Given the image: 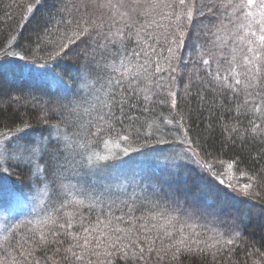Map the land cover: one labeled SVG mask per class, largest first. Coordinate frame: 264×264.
Masks as SVG:
<instances>
[{
	"label": "trees",
	"instance_id": "1",
	"mask_svg": "<svg viewBox=\"0 0 264 264\" xmlns=\"http://www.w3.org/2000/svg\"><path fill=\"white\" fill-rule=\"evenodd\" d=\"M259 12L246 0H0V134L47 138L36 162L20 147L3 184L51 190L36 218L6 221L0 264H264ZM51 128L71 145L48 141ZM107 143L127 153L98 169L154 157L151 168L115 189L58 190Z\"/></svg>",
	"mask_w": 264,
	"mask_h": 264
},
{
	"label": "rangeland",
	"instance_id": "2",
	"mask_svg": "<svg viewBox=\"0 0 264 264\" xmlns=\"http://www.w3.org/2000/svg\"><path fill=\"white\" fill-rule=\"evenodd\" d=\"M49 70L50 68L46 66ZM44 66H29L27 63L25 64V70H30L37 77L40 72L46 71ZM33 79L34 75H30ZM44 81H47L48 84L52 85L54 82L53 75L49 74V77L44 76ZM85 89V88H84ZM52 136L48 138V141H54L60 137V141H62L65 145L70 146V139L58 129L51 128ZM48 132V133H49ZM55 136V137H53ZM44 138V139H42ZM40 137V135H35L32 132L23 133L14 132L11 134H0V234L2 233L4 227H6V221L10 220L12 217H18V214H25L24 216L31 215L33 218H36L40 213L42 205L46 202V197L51 195V190L47 189L44 186H40L37 183L31 185L28 190H24L23 192H15L10 193L11 187L5 186L3 181L5 180L4 176L6 174V169L4 165L9 161H13L16 159L17 151H21L23 159L28 162H36V158L38 156L39 151H46V137ZM29 140V141H28ZM179 142V139H177ZM183 139L180 141L182 143ZM26 143L33 144L36 149H31L30 144L23 145ZM40 145V146H38ZM178 145V143H177ZM180 149V154L187 155L188 151L185 149L184 144L182 143ZM127 149L123 148L119 143H107L104 145V148L99 149L97 151H90L88 153V157L85 156V169L81 176H78L73 173V171L65 170L60 176L61 181L59 182L58 190L66 191L67 193L70 191H78L82 190V185L80 184L83 181V186L88 188V184L92 181L94 182L96 179L101 182V186L108 189L116 188L125 184L126 179L131 174H127L129 172L133 173L132 181H135L143 174L142 169L146 167L151 168V161L154 157H145L142 162L137 163H129L124 167L118 166L115 169L108 168L106 171L100 170L97 168L98 158L99 160H105V157L110 154L121 153L124 156ZM79 152V150H78ZM30 153V154H29ZM34 158V160L29 159ZM111 156V155H110ZM170 159L167 155H162L161 160L159 161V165L163 170L165 167L168 168L169 171H173L172 165H175L176 160ZM17 161H21L19 159ZM28 161V162H27ZM183 163V161H181ZM23 163V162H22ZM137 169V171H136ZM136 171V172H135ZM135 172V173H134ZM37 173V171H36Z\"/></svg>",
	"mask_w": 264,
	"mask_h": 264
},
{
	"label": "snow or ice",
	"instance_id": "3",
	"mask_svg": "<svg viewBox=\"0 0 264 264\" xmlns=\"http://www.w3.org/2000/svg\"><path fill=\"white\" fill-rule=\"evenodd\" d=\"M180 3L183 4L184 0H180ZM246 6L250 9L253 7H259L260 9L259 15L261 19L258 21V23H260L261 25L260 27L261 33H264V0H246ZM247 15L252 16L253 13L249 11ZM189 18H190V14H189ZM252 35H256V33H252ZM259 40L261 42V46L264 47V34L259 36ZM205 63H207V61H205ZM237 83H239V81H237ZM229 243H231V241H229Z\"/></svg>",
	"mask_w": 264,
	"mask_h": 264
}]
</instances>
